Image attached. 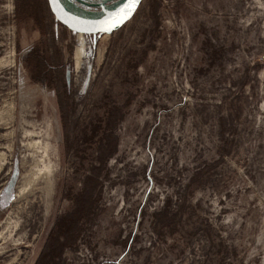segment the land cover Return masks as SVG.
Returning <instances> with one entry per match:
<instances>
[{
	"label": "rangeland",
	"instance_id": "374dc122",
	"mask_svg": "<svg viewBox=\"0 0 264 264\" xmlns=\"http://www.w3.org/2000/svg\"><path fill=\"white\" fill-rule=\"evenodd\" d=\"M0 264H264V0H0Z\"/></svg>",
	"mask_w": 264,
	"mask_h": 264
},
{
	"label": "water",
	"instance_id": "95a60500",
	"mask_svg": "<svg viewBox=\"0 0 264 264\" xmlns=\"http://www.w3.org/2000/svg\"><path fill=\"white\" fill-rule=\"evenodd\" d=\"M79 3L86 5V6H95L101 7L104 11L103 16H99L96 18H90L86 16H82L69 8L63 0H59L58 3H52L51 0H47L49 9L51 13L54 15L56 20L63 25L64 27L68 28L70 31L81 34V35H99V34H113L114 32L121 29L125 24H127L136 14L138 9L140 8L141 4L144 0H141V3L136 7L135 11L132 13L131 17L127 19L124 23L120 26L116 27L110 32L103 31L102 28L106 27V22L110 21V19L119 12L120 8L124 6L127 0H124L121 4L114 8H109L103 2H86L83 0H76ZM88 27L90 31H76L77 28H84Z\"/></svg>",
	"mask_w": 264,
	"mask_h": 264
},
{
	"label": "snow or ice",
	"instance_id": "6c2138e0",
	"mask_svg": "<svg viewBox=\"0 0 264 264\" xmlns=\"http://www.w3.org/2000/svg\"><path fill=\"white\" fill-rule=\"evenodd\" d=\"M52 3H58L59 0H51ZM141 3V0H127L122 8H120L119 12H117L110 21L106 22L107 26L103 27L102 30L106 32H110L116 27L120 26L127 19H129L132 13L135 11L136 7ZM91 29L88 27L77 28L76 31H90Z\"/></svg>",
	"mask_w": 264,
	"mask_h": 264
},
{
	"label": "bare ground",
	"instance_id": "6f19581e",
	"mask_svg": "<svg viewBox=\"0 0 264 264\" xmlns=\"http://www.w3.org/2000/svg\"><path fill=\"white\" fill-rule=\"evenodd\" d=\"M66 5L69 6L67 3H66ZM103 15H105V14L102 13L101 16H103ZM78 56H81V53L80 52L78 53ZM79 60H80V57H78V62H79Z\"/></svg>",
	"mask_w": 264,
	"mask_h": 264
},
{
	"label": "trees",
	"instance_id": "16d2710c",
	"mask_svg": "<svg viewBox=\"0 0 264 264\" xmlns=\"http://www.w3.org/2000/svg\"><path fill=\"white\" fill-rule=\"evenodd\" d=\"M82 195H85V196H87V192H86V193L84 192ZM83 209H84V207H82V210H83Z\"/></svg>",
	"mask_w": 264,
	"mask_h": 264
}]
</instances>
